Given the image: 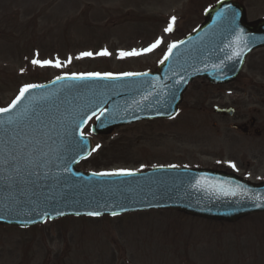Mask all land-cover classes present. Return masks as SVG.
Instances as JSON below:
<instances>
[{"label":"rangeland","instance_id":"obj_1","mask_svg":"<svg viewBox=\"0 0 264 264\" xmlns=\"http://www.w3.org/2000/svg\"><path fill=\"white\" fill-rule=\"evenodd\" d=\"M213 1L0 0V106L41 77L154 69ZM241 1L249 19L264 16V0ZM158 38L159 45L142 51ZM133 50L140 54L121 55ZM240 73L264 74V47L249 53ZM224 90L198 76L171 117L97 135L90 130L92 118L84 132L92 135L94 151L77 167L115 172L161 163L213 166L230 153L229 121L213 109L225 105L216 97ZM251 146L258 147L243 148ZM261 175L264 169L251 178ZM0 264H264V210L231 222L154 208L103 217L67 215L26 227L0 224Z\"/></svg>","mask_w":264,"mask_h":264},{"label":"water","instance_id":"obj_2","mask_svg":"<svg viewBox=\"0 0 264 264\" xmlns=\"http://www.w3.org/2000/svg\"><path fill=\"white\" fill-rule=\"evenodd\" d=\"M204 14L198 27L172 43L157 69L61 75L31 84L36 87L0 107L8 109L0 112V222L27 225L64 214L155 207L235 220L264 210V180L223 170L159 165L130 175H96L101 172L76 167L91 152L82 128L93 115L98 113L91 125L96 134L171 116L193 77L227 81L246 53L264 44V18L247 21L239 0H218Z\"/></svg>","mask_w":264,"mask_h":264},{"label":"flooded vegetation","instance_id":"obj_3","mask_svg":"<svg viewBox=\"0 0 264 264\" xmlns=\"http://www.w3.org/2000/svg\"><path fill=\"white\" fill-rule=\"evenodd\" d=\"M260 75L261 78H257ZM264 74L239 75L237 80L226 84L224 92L218 94L217 99H223L224 104L232 107L226 113L228 120V135L230 153L217 158L212 167L235 172L241 176L251 178L252 174L264 169ZM216 125V122L214 123ZM225 122V126H226ZM258 145L243 148V145ZM240 145V148H236ZM250 155V156H247ZM235 165L232 167L231 165ZM264 178L261 175L256 180ZM252 179V178H251Z\"/></svg>","mask_w":264,"mask_h":264},{"label":"snow or ice","instance_id":"obj_4","mask_svg":"<svg viewBox=\"0 0 264 264\" xmlns=\"http://www.w3.org/2000/svg\"><path fill=\"white\" fill-rule=\"evenodd\" d=\"M173 20L175 19L174 17L172 18ZM171 29H172V24L171 23H169V26H168V28H166L165 29V31L167 32V31H171ZM161 43V41H160V39L158 38L153 44H150L147 48H145V49H143L142 51L143 52H149V51H151L153 48H155L157 45H159ZM176 45L175 44H170L169 45V49H168V51H169V53L171 52V50H172V48H174ZM98 54H107L106 52H103V53H98ZM138 54H140V53H138V52H136L135 50H133L131 53H126V52H121V55L122 56H124V55H138ZM81 55L83 56V55H92V53H81ZM51 63V61H47V60H45V61H39V60H33V64H41V65H48V64H50ZM57 66H59V65H57ZM74 75V77H75V74H73ZM88 76H96V77H99V76H101V74L100 73H89V74H87ZM104 76H106V77H111L112 76V74L111 73H105V74H103ZM122 75H142V74H140V73H124V74H122ZM80 78H83V77H80ZM57 79H60V77H57ZM31 87H36L35 85H25L21 90H20V96H22L23 94H24V92H26L27 91V89L28 88H31ZM20 96H17V100H19L20 99ZM16 103V101H13V104H15ZM10 107H12V105H9V108ZM6 111H8V109H5V108H0V112H6ZM101 115H103V111L101 112ZM97 147H99V145L97 146ZM232 167H235V165L233 164V165H231ZM112 174H123V175H130V174H132L131 172H130V170H127V169H119V170H116V172L115 173H96V175H112ZM199 182V181H198ZM100 213L99 212H92V213H89V215H94V216H96V215H99ZM113 214H115V213H113Z\"/></svg>","mask_w":264,"mask_h":264},{"label":"trees","instance_id":"obj_5","mask_svg":"<svg viewBox=\"0 0 264 264\" xmlns=\"http://www.w3.org/2000/svg\"><path fill=\"white\" fill-rule=\"evenodd\" d=\"M40 80H46V78L45 77H41V78H38L36 81H40ZM94 147H95V145H94Z\"/></svg>","mask_w":264,"mask_h":264}]
</instances>
